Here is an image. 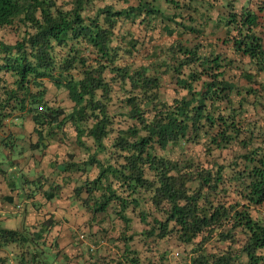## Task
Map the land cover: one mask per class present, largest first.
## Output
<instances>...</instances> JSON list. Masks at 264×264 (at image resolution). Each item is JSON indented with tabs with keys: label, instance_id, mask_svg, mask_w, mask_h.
<instances>
[{
	"label": "trees",
	"instance_id": "trees-1",
	"mask_svg": "<svg viewBox=\"0 0 264 264\" xmlns=\"http://www.w3.org/2000/svg\"><path fill=\"white\" fill-rule=\"evenodd\" d=\"M189 1L0 0V114L32 115L38 148L76 132L86 156L61 172L98 238L87 264H144L138 240L147 264H264V0ZM56 225L0 226V264L72 262Z\"/></svg>",
	"mask_w": 264,
	"mask_h": 264
},
{
	"label": "crops",
	"instance_id": "crops-1",
	"mask_svg": "<svg viewBox=\"0 0 264 264\" xmlns=\"http://www.w3.org/2000/svg\"><path fill=\"white\" fill-rule=\"evenodd\" d=\"M260 80L264 83V75ZM261 101L264 104V95ZM257 109V112L249 109L248 117L258 128H264V108ZM36 129L30 114H0V153L8 159L7 163L0 162V226L37 232L45 220L53 219L57 224L51 233L53 243L71 257L69 264H87V252L89 248L95 250L94 242L98 238H84L88 229L83 224L91 215L76 203L73 197L76 183L69 182L70 173L61 172L62 164L86 155L75 141L74 130L70 135L66 130L58 132L47 148H38ZM21 170L23 173L18 174ZM52 189H55L54 199L48 201ZM99 242L96 250L108 246L107 241Z\"/></svg>",
	"mask_w": 264,
	"mask_h": 264
},
{
	"label": "rangeland",
	"instance_id": "rangeland-1",
	"mask_svg": "<svg viewBox=\"0 0 264 264\" xmlns=\"http://www.w3.org/2000/svg\"><path fill=\"white\" fill-rule=\"evenodd\" d=\"M176 1H178L181 4V6H184V8L180 10V12L183 15H187L189 13V9L186 6L188 4H190V1L189 0H176ZM227 1H229V0H194L191 3H193V6H196V8H198V7L199 8H202L203 6L206 8L207 7V2L208 3L211 2V4L213 3L214 6H216V11L220 10L221 12L225 13V11H227V10H226V8L224 6H225V4H226ZM234 2H235V5H236V9L238 10L239 7H240V2H239V0H234ZM161 4H162V8L168 14H173V13H177L178 14L179 13L178 10L174 9L173 7H171L166 2H161ZM198 16L199 15H197V17ZM155 34H156V37L159 38V43H164V42H166L168 40V38L165 37V36L164 37H159L158 32H156ZM0 39L3 40L6 43L13 44L15 42V39L16 38H15V35H14V32L13 31L1 30L0 31ZM51 89H52V98H55V99H57L59 101H62L63 104H64V106H67V108H70L72 106V104L68 101L65 93H63V91L56 90L55 88H51ZM65 130H66V133L68 135L72 134V132H73V129H72V127H71L70 124H68L66 126ZM0 154H1L0 155V162L7 163L8 162V159L6 158V155L3 152H1ZM23 171L21 170V171H19L17 173L18 174H21V173H23ZM257 215H259V217H261V218H264V209L261 210L259 212V214L254 213V216L255 217ZM116 234L117 233L111 234V236H115ZM133 247L136 248V249H138L140 251V253L142 254V258L144 260V264H147L148 259H146V258H148V257H150L152 255L149 254V253H146V251L144 249L145 247L142 246V244L139 242V240L134 242ZM166 248L167 249L172 248V251H171V254H170V257H171L172 260L178 261V262H183V260H182V252H183V249H180L176 244H169L168 246L165 247V249ZM58 259H61L60 256H59ZM244 262L246 264V259H244Z\"/></svg>",
	"mask_w": 264,
	"mask_h": 264
},
{
	"label": "built area",
	"instance_id": "built-area-1",
	"mask_svg": "<svg viewBox=\"0 0 264 264\" xmlns=\"http://www.w3.org/2000/svg\"><path fill=\"white\" fill-rule=\"evenodd\" d=\"M83 237V236H82Z\"/></svg>",
	"mask_w": 264,
	"mask_h": 264
}]
</instances>
